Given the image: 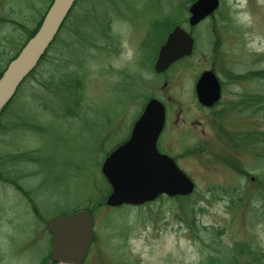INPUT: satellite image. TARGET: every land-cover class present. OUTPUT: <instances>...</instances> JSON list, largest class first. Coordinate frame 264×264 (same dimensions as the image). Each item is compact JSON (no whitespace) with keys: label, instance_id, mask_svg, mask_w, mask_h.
<instances>
[{"label":"rangeland","instance_id":"obj_1","mask_svg":"<svg viewBox=\"0 0 264 264\" xmlns=\"http://www.w3.org/2000/svg\"><path fill=\"white\" fill-rule=\"evenodd\" d=\"M50 1L0 0V72L30 33L21 24L34 29ZM101 1L114 34L102 39L106 49L65 47L70 65L57 71L51 67L66 58L52 50L11 102L9 111L19 113L25 127H0V156L35 147L38 157L18 163L19 175L29 172L16 178L18 185L0 176V264H48L47 220L103 200L102 162L129 136L150 97L167 101L173 111L159 148L170 150L196 189L140 206L97 207L84 264H264V152L258 144H241L246 133L264 129V101L250 108L238 101L264 93V77L246 79L247 72L264 70V0H221L212 17L191 29L194 54L165 73L153 65L168 18L185 14L187 21L193 0L185 12L180 0ZM84 18L79 10L76 24L89 27ZM212 67L225 83L218 121L198 105L195 92L199 74ZM54 71L62 81L49 88L42 81ZM29 190L43 218L33 211Z\"/></svg>","mask_w":264,"mask_h":264},{"label":"water","instance_id":"obj_2","mask_svg":"<svg viewBox=\"0 0 264 264\" xmlns=\"http://www.w3.org/2000/svg\"><path fill=\"white\" fill-rule=\"evenodd\" d=\"M75 2L54 0L38 31L11 60L0 77V112L38 65ZM219 6L220 0H196L190 7V24H197ZM194 43L192 34L176 25L160 48L155 69L161 72L175 60L191 54ZM196 88L199 100L205 104L213 105L221 97V84L212 70L202 73ZM165 117V105L157 98L150 99L135 122L130 138L104 161L102 171L112 186L106 199L108 205L141 204L163 193L175 196L194 191V181L172 156L161 153L157 147ZM94 227L95 217L87 208L48 220L47 228L52 234L51 259L83 264L95 238Z\"/></svg>","mask_w":264,"mask_h":264},{"label":"trees","instance_id":"obj_3","mask_svg":"<svg viewBox=\"0 0 264 264\" xmlns=\"http://www.w3.org/2000/svg\"><path fill=\"white\" fill-rule=\"evenodd\" d=\"M101 0H78L76 3V7L74 6L73 10L71 11V13L69 14L68 18L66 19L58 37L56 38V40L54 41V43L52 44V46L50 47L48 53L46 54V56L42 59L41 61V65H45V63L47 62L48 56L50 54V52H52V50L56 51V53L61 56V58H66L63 59L61 62H59L57 65H55V67H51L54 68L57 71V68L60 67H67L68 65H70V60L69 58H67V56L65 54H67L69 56V52L68 47H77L76 49H79L83 52V50H89L92 48H95V46L99 47L98 49L100 50V48L102 49H106L105 47H103L101 45V41H103L102 39H107L109 38V40H113L114 39V34L113 31L111 30L110 26H111V20L109 18L111 12L109 10H107V8L102 7V1L98 2ZM114 0H109V2H113ZM186 1L187 0H180V10L183 11L186 9ZM98 2V3H97ZM79 8V10H81L82 16L85 17L84 20L86 24L89 25V27L87 26H78L75 22V17L78 14L79 10L77 11V9ZM99 10V12H98ZM87 20H89V23H87ZM173 21H175V23L177 22H181L179 20V18H168V27L167 30L171 28V25L173 24ZM21 26L23 28H26L25 24H21ZM38 26L34 29L30 31V36L33 35L36 30H37ZM113 43V42H112ZM59 45H63L64 47L61 48V50L58 48ZM108 45V44H107ZM106 45V46H107ZM67 47V48H65ZM108 47V46H107ZM67 49V50H64ZM69 48V49H70ZM59 49V51H58ZM10 59V58H9ZM41 68V67H40ZM3 71V70H2ZM2 71L0 72V76L2 74ZM36 71L35 70L32 72V74L29 76L32 77ZM52 69H50L49 72H51ZM56 71H54L51 76V78L47 81L44 82L42 81V83L49 87V88H53V85L55 82H61L62 80H60V78L58 79V81H56L57 79V75L55 74ZM254 77H264V70H256V71H250L246 73V79L247 78H254ZM75 89L79 92L78 97H82V82L81 80H76V84L74 85ZM84 92V90H83ZM18 93V92H17ZM17 96V94L12 98V100L8 103V105L1 111L0 113V127H2L3 125H8V124H16V128L17 127H22L24 126V122L21 119V115L19 113H16L14 116H11V111H9L11 109V102L13 101V99ZM238 101H246V107L250 108V107H254L259 105V101H264V93H256L253 95L250 94H246L244 96H242L241 98L238 99ZM79 102V101H78ZM11 114V115H10ZM13 117H16L17 119L15 121H13ZM19 119V120H18ZM217 120V118H216ZM218 121V120H217ZM25 127V126H24ZM29 127H33V126H29ZM35 127V126H34ZM241 138H243L245 141L244 143L241 144H245L246 145H259L260 148H262V152H264V129L257 131V130H253L250 131L248 133H246L244 136H242ZM234 139V136H232V140ZM35 148V147H34ZM33 149H26L25 151H21L18 152L15 155H1L0 156V165L2 167V169L4 170V174L2 172H0V176H5L3 180H5L6 182H10L11 184L16 185V178H21L23 176L26 175V173H22V175H19L18 170H16V166L18 165V163L20 162H24V161H37L38 157H36V152L37 149L34 150ZM257 153V154H261ZM29 173V172H28ZM27 173V175H29ZM13 175V178H12ZM18 185V184H17ZM20 190H22V186L19 185L18 187ZM104 192H106V190H104ZM28 196L30 197V199L32 200V205H33V211L35 212L36 215H38L39 218H43L42 214H41V208L39 207L38 201L35 198H32L30 196V190L28 191ZM106 194V193H104ZM103 200L98 199V201L93 205V206H89L91 207L92 211H95L97 209V207L103 206L105 205V199L106 196L104 195ZM183 207L185 208V204H183ZM98 237V236H97ZM218 257L215 256H211L209 258L210 260H213V263H217L218 261ZM257 261H259V257H255L254 259V263H256Z\"/></svg>","mask_w":264,"mask_h":264},{"label":"flooded vegetation","instance_id":"obj_4","mask_svg":"<svg viewBox=\"0 0 264 264\" xmlns=\"http://www.w3.org/2000/svg\"><path fill=\"white\" fill-rule=\"evenodd\" d=\"M214 62H216V61H214ZM212 70L217 74V76H218V78H219V80H220V82H221V88H222V97H223V94H224V86H225V83H224V79H223V76H221V74H220V72H219V70L217 69V68H214V67H212ZM202 73V72H201ZM200 73V74H201ZM169 99H170V97H169ZM171 100V99H170ZM198 102V105L199 106H201L203 109H208V110H211L212 111V114H214V113H218V114H223V111L222 110H224V108H220V106H221V102L222 101H218V102H216L213 106H206V105H203V104H201L199 101H197ZM165 103H166V107H167V117H166V125H165V129L168 127V125H170V123H169V121H170V119H171V116H169V113H170V115H172V112L173 111H169V105H168V102L167 101H165ZM179 119H180V112H178V114H177V118L176 119H174L173 120V122L174 123H178L179 122ZM193 123L195 124V125H201V121L200 120H197V121H193ZM165 148V147H164ZM167 149V148H166ZM49 262H51L52 263V261H50L49 260Z\"/></svg>","mask_w":264,"mask_h":264}]
</instances>
